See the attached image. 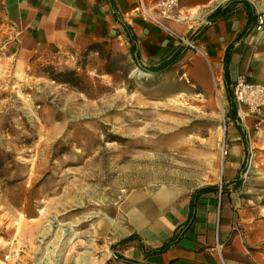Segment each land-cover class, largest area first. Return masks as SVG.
I'll use <instances>...</instances> for the list:
<instances>
[{
  "label": "rangeland",
  "instance_id": "obj_1",
  "mask_svg": "<svg viewBox=\"0 0 264 264\" xmlns=\"http://www.w3.org/2000/svg\"><path fill=\"white\" fill-rule=\"evenodd\" d=\"M251 1L264 58V0ZM12 40L0 21V264H105L100 225L139 190L228 187L264 216V121L244 118L224 83L219 99L212 71L204 92L182 58L140 68L127 37L25 63Z\"/></svg>",
  "mask_w": 264,
  "mask_h": 264
},
{
  "label": "crops",
  "instance_id": "obj_2",
  "mask_svg": "<svg viewBox=\"0 0 264 264\" xmlns=\"http://www.w3.org/2000/svg\"><path fill=\"white\" fill-rule=\"evenodd\" d=\"M244 1L256 17L252 23L235 0H179L164 24L191 40L198 52L143 20L139 0H0V21L13 32L8 47L21 63L43 52L54 51L60 58L114 36V41L127 37L140 68H158L181 52L178 61H189L186 74L204 92L211 85L209 71L222 77L228 91L238 76L264 83L256 7ZM239 163V153L231 150L228 170L234 172ZM113 211L100 225L114 247L105 264H264V216L228 187L134 191L116 202Z\"/></svg>",
  "mask_w": 264,
  "mask_h": 264
},
{
  "label": "built area",
  "instance_id": "obj_3",
  "mask_svg": "<svg viewBox=\"0 0 264 264\" xmlns=\"http://www.w3.org/2000/svg\"><path fill=\"white\" fill-rule=\"evenodd\" d=\"M178 5L179 0H153L152 5H146L143 0H139L138 15L167 35L179 39L187 49L198 52L196 45L191 40H184L176 36L164 24V21L172 18ZM213 87L220 99V93L223 90L221 76L213 75ZM231 91L233 102L244 118L252 117L264 121V83H249L244 77L238 76L232 85Z\"/></svg>",
  "mask_w": 264,
  "mask_h": 264
},
{
  "label": "trees",
  "instance_id": "obj_4",
  "mask_svg": "<svg viewBox=\"0 0 264 264\" xmlns=\"http://www.w3.org/2000/svg\"><path fill=\"white\" fill-rule=\"evenodd\" d=\"M234 3H236V4L241 3L244 6L246 13L248 15V22L249 23L256 21V17L254 18L253 10H252L251 6L246 1H244V0L243 1H237ZM129 42L132 44L131 39H129ZM134 53H135V49L132 46V54L134 55ZM180 54H181V52L176 53L168 62L162 64L158 68L148 69L147 72H149V73H161V72L168 70L170 67H172L179 60ZM133 59H134V57H133ZM226 61H227V55H226ZM232 110H233V115H234L235 114V107L233 105H232ZM207 190H214V188H207ZM162 250L163 249H161V251Z\"/></svg>",
  "mask_w": 264,
  "mask_h": 264
},
{
  "label": "bare ground",
  "instance_id": "obj_5",
  "mask_svg": "<svg viewBox=\"0 0 264 264\" xmlns=\"http://www.w3.org/2000/svg\"><path fill=\"white\" fill-rule=\"evenodd\" d=\"M132 75L134 77H137V78H150L151 77L149 74L143 73V72L139 71L138 69L133 70ZM66 234H67V232L62 230L61 235H60V239H61V237H64ZM73 236H75V234Z\"/></svg>",
  "mask_w": 264,
  "mask_h": 264
}]
</instances>
